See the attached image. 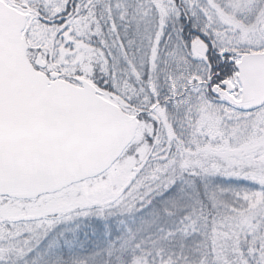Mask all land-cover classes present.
<instances>
[{"label": "snow or ice", "instance_id": "obj_1", "mask_svg": "<svg viewBox=\"0 0 264 264\" xmlns=\"http://www.w3.org/2000/svg\"><path fill=\"white\" fill-rule=\"evenodd\" d=\"M0 264H264V0H0Z\"/></svg>", "mask_w": 264, "mask_h": 264}]
</instances>
